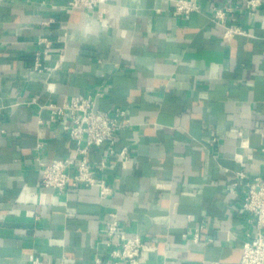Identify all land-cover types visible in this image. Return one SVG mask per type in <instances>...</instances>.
Here are the masks:
<instances>
[{
	"label": "crops",
	"instance_id": "crops-1",
	"mask_svg": "<svg viewBox=\"0 0 264 264\" xmlns=\"http://www.w3.org/2000/svg\"><path fill=\"white\" fill-rule=\"evenodd\" d=\"M244 1H201L183 20L163 0H0V264H113L111 214L149 247L139 264H239L253 225L227 188L236 171H264V0L253 18ZM213 5L235 6L250 36L223 42ZM86 95L130 122L114 146L129 163L108 159L104 200L39 182L75 149L66 119L43 107ZM105 156L92 148L88 160Z\"/></svg>",
	"mask_w": 264,
	"mask_h": 264
},
{
	"label": "built area",
	"instance_id": "built-area-1",
	"mask_svg": "<svg viewBox=\"0 0 264 264\" xmlns=\"http://www.w3.org/2000/svg\"><path fill=\"white\" fill-rule=\"evenodd\" d=\"M105 0H70L69 8H92ZM172 8L174 16L187 20L190 15L202 13L201 1L213 0H163ZM262 5V0H245L243 9L249 18H253ZM236 10L235 6H212L209 20L222 28L221 39L230 42L236 36H250L248 27L229 18ZM38 66V64H37ZM48 111L52 122L65 118L63 131L75 143L73 153L63 159L52 160L40 169V185L62 193L70 188H92L98 197L104 200L113 194L112 185L102 174L109 164V158L117 156L125 164L129 163L125 150L115 153L114 146L117 132L130 125L126 112L115 109L112 115L102 113L97 108L95 96H75L61 103H49L43 107ZM211 143L215 139H211ZM105 146L106 156L95 166L88 160L92 148ZM260 151L264 154V144ZM228 192L240 199L241 212L253 225V232L242 243L239 264H264V171L261 175L248 176L244 171H236L228 185ZM203 226L193 233V242H198ZM102 235L107 255L113 264H139L140 256L149 247L138 236H127L115 215L102 225ZM211 241V240H209ZM32 264H40L38 258L29 257ZM95 264H101L99 258ZM219 264V263H213Z\"/></svg>",
	"mask_w": 264,
	"mask_h": 264
}]
</instances>
